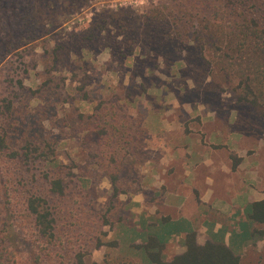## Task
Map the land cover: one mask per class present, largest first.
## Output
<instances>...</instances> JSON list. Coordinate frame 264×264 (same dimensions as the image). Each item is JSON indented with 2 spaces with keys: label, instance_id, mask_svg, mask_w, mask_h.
I'll return each instance as SVG.
<instances>
[{
  "label": "rangeland",
  "instance_id": "374dc122",
  "mask_svg": "<svg viewBox=\"0 0 264 264\" xmlns=\"http://www.w3.org/2000/svg\"><path fill=\"white\" fill-rule=\"evenodd\" d=\"M182 1L91 0L23 52L25 88L14 99L10 143L19 151L29 141L40 151L53 148L60 162L50 171L38 160L21 157L14 166L18 175L37 181L50 202L56 242L52 248L46 242L43 246L50 247L57 264H77L80 252H90L98 263L108 257L113 264H142V256L129 248L119 250L118 245L107 256L106 246L96 243L120 236L124 241L138 238L141 244L144 233L160 232L161 238L171 240L165 256L179 252L184 222L142 230L139 226L148 223L142 217L150 211L130 197V192L146 190L137 180L141 164L152 157L153 132L163 139L186 133L193 146L201 138L203 146L234 149L233 163L251 168L244 178L252 181L253 196L264 195V117L250 103L238 101L229 72L201 56L193 34L198 21L159 29L147 20L151 10L169 15ZM228 1L218 3L230 5ZM234 1L264 23V0ZM214 8H207L208 15L213 16ZM124 9L134 18L129 33L117 20L126 18ZM204 117L214 122L203 127ZM175 122L181 128L175 129ZM212 130H222L224 136H214L215 144L205 143ZM48 171L64 180L63 194L50 191L43 177ZM151 197L147 193L148 208L154 203ZM221 222L233 225L231 245L242 264H264V223L245 221L240 234L239 221ZM255 229L259 233L252 236ZM17 242V264H38L35 250L40 241L28 227L19 228Z\"/></svg>",
  "mask_w": 264,
  "mask_h": 264
},
{
  "label": "trees",
  "instance_id": "16d2710c",
  "mask_svg": "<svg viewBox=\"0 0 264 264\" xmlns=\"http://www.w3.org/2000/svg\"><path fill=\"white\" fill-rule=\"evenodd\" d=\"M90 1L0 0V118L3 120L0 123V264H17V235L20 227H28L35 239L40 241L35 250V262L57 264L50 253V247L43 246L46 242L52 244V248L56 242L55 219L50 202L37 181H29V175H18L15 167L22 160L21 157L27 162L38 160L50 171L59 167L60 162L53 148L40 151V147L31 141L27 142L24 151H19L10 143L8 122L13 117L17 92L25 88L23 74L27 69L23 52L27 45L52 33L72 12L83 9ZM228 2L230 5L223 2L219 4L218 0H184L169 15L154 14L151 10L147 20L159 29H168L169 24L173 27L182 21H185L184 24L189 21L194 26L198 21L199 27L193 34L198 41L201 56L218 66L219 70L229 72L238 101L250 103L255 112L264 117V23L240 9L234 0ZM208 7H215L213 16L208 15ZM123 13L126 18L117 17V20L128 32L127 28H131L134 18L129 10L124 9ZM50 171L43 173L50 191L63 194L64 180L52 176ZM10 176L11 179L8 178ZM115 179H112V184L116 193L118 187ZM247 217L252 222L264 223V197L249 205ZM167 222L164 219L162 226ZM258 233L255 229L252 236ZM162 235L160 232L144 233L141 244L136 243L138 238L124 241L120 236L106 241L99 239L96 244L98 247L106 246L107 256L118 245L119 250L129 248L130 253L142 256V264H242L241 256L232 245L216 240L199 244L193 229L189 230L184 239L186 250L166 261L163 250L167 240L161 238ZM77 258V264H113V259L108 257H105L103 263L95 262L90 252H80Z\"/></svg>",
  "mask_w": 264,
  "mask_h": 264
},
{
  "label": "crops",
  "instance_id": "0c3cea01",
  "mask_svg": "<svg viewBox=\"0 0 264 264\" xmlns=\"http://www.w3.org/2000/svg\"><path fill=\"white\" fill-rule=\"evenodd\" d=\"M212 122L214 121L204 117L203 127ZM175 123V129L181 128L179 123ZM217 130L209 132L213 136L207 135L205 143L215 144L214 136H224L222 130ZM153 134L155 135L150 139L152 157L144 165L141 164V175L137 180L142 185L144 183L146 190L136 194L130 192L133 200L150 211L142 217L148 223L139 228L150 225L149 228L160 230L166 226L161 223L164 219L170 221V224L184 222V227L181 228L183 230L178 234L180 250L175 255L186 250L184 239L192 229L197 233L199 244L216 240L231 245L233 225H226L221 221H239L236 231L241 234V228L248 221L249 205L264 197L261 193V196L255 198L251 188L252 181L244 178L249 177L251 168L245 167L243 162L236 163L234 168L235 163L230 156L234 149L203 146L201 138L197 139L199 145L193 146L194 143L187 140L186 133L178 137H174L177 133H173L167 139L157 137V132ZM233 141L237 142L236 138ZM138 167L134 166L133 170H139ZM147 193L153 196L151 208L146 206ZM209 222V226H206ZM170 241H166V244ZM163 254L166 261L175 256H165V252Z\"/></svg>",
  "mask_w": 264,
  "mask_h": 264
}]
</instances>
